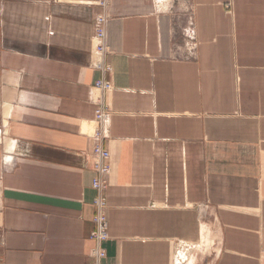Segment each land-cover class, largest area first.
Masks as SVG:
<instances>
[{
    "label": "crops",
    "instance_id": "obj_1",
    "mask_svg": "<svg viewBox=\"0 0 264 264\" xmlns=\"http://www.w3.org/2000/svg\"><path fill=\"white\" fill-rule=\"evenodd\" d=\"M99 2L0 0V264L93 263L98 132L102 264H264V0Z\"/></svg>",
    "mask_w": 264,
    "mask_h": 264
},
{
    "label": "built area",
    "instance_id": "obj_2",
    "mask_svg": "<svg viewBox=\"0 0 264 264\" xmlns=\"http://www.w3.org/2000/svg\"><path fill=\"white\" fill-rule=\"evenodd\" d=\"M98 5L103 9H107L109 0H100ZM108 23L109 17L107 15H100L96 19V40L98 43L96 50L100 55H105L107 53ZM183 36L186 40L185 46L187 47L188 52L192 54L196 48V32L192 19H189V26L183 30ZM98 69L103 73L104 78L95 83V89L101 94L106 95L113 90L112 84L105 78V76L112 72V67L101 63L100 65H98ZM108 117L109 112L107 111L105 106L102 105L101 107H99L96 112V121L99 124H102L108 119ZM97 140L98 143L93 149V153L97 158V161L93 167L97 175L93 183V189L96 191L97 196L93 202V205L96 209V215L94 217L95 230L90 236V240L94 243V247L91 251V258L93 260L92 264L103 263L106 258L104 244L109 240V221L107 215L108 205L105 193L107 188L108 176L111 169L109 163L110 154L102 147V134L100 132L97 133Z\"/></svg>",
    "mask_w": 264,
    "mask_h": 264
},
{
    "label": "bare ground",
    "instance_id": "obj_3",
    "mask_svg": "<svg viewBox=\"0 0 264 264\" xmlns=\"http://www.w3.org/2000/svg\"><path fill=\"white\" fill-rule=\"evenodd\" d=\"M192 260H194V259H192Z\"/></svg>",
    "mask_w": 264,
    "mask_h": 264
}]
</instances>
